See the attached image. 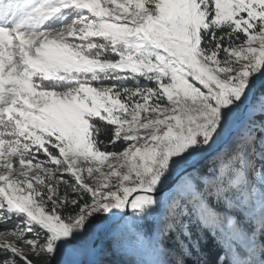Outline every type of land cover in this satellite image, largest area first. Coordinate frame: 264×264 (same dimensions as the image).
I'll use <instances>...</instances> for the list:
<instances>
[{
  "label": "snow or ice",
  "instance_id": "obj_1",
  "mask_svg": "<svg viewBox=\"0 0 264 264\" xmlns=\"http://www.w3.org/2000/svg\"><path fill=\"white\" fill-rule=\"evenodd\" d=\"M209 240L264 264V0H0V264Z\"/></svg>",
  "mask_w": 264,
  "mask_h": 264
},
{
  "label": "trees",
  "instance_id": "obj_2",
  "mask_svg": "<svg viewBox=\"0 0 264 264\" xmlns=\"http://www.w3.org/2000/svg\"><path fill=\"white\" fill-rule=\"evenodd\" d=\"M205 161L201 162V166H203ZM205 259L209 262V264H216L217 258L220 255L219 252H217L212 244V241L209 240L208 244L205 245Z\"/></svg>",
  "mask_w": 264,
  "mask_h": 264
},
{
  "label": "rangeland",
  "instance_id": "obj_3",
  "mask_svg": "<svg viewBox=\"0 0 264 264\" xmlns=\"http://www.w3.org/2000/svg\"><path fill=\"white\" fill-rule=\"evenodd\" d=\"M224 236H225V239H227V237H228V229H227V225L226 224H225V227H224Z\"/></svg>",
  "mask_w": 264,
  "mask_h": 264
}]
</instances>
